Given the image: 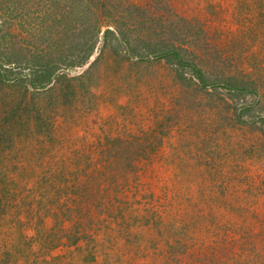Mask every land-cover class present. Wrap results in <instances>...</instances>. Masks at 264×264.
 <instances>
[{"label": "rangeland", "instance_id": "rangeland-1", "mask_svg": "<svg viewBox=\"0 0 264 264\" xmlns=\"http://www.w3.org/2000/svg\"><path fill=\"white\" fill-rule=\"evenodd\" d=\"M0 264H264V0H0Z\"/></svg>", "mask_w": 264, "mask_h": 264}, {"label": "trees", "instance_id": "trees-1", "mask_svg": "<svg viewBox=\"0 0 264 264\" xmlns=\"http://www.w3.org/2000/svg\"><path fill=\"white\" fill-rule=\"evenodd\" d=\"M113 24L115 25V23H113ZM103 26H104L103 24L98 23V22L96 23V25L93 24V27H92V34H91V38H94V40H92V41H93V44H94V42H95V38L97 37V35H98L100 29H101ZM115 26H116V25H115ZM104 33H105V35H107V34H109V33H113V31H112L110 28H106L105 31H104ZM93 44H92V45H93ZM92 45H91V46H92ZM91 46H90L88 52L91 50ZM89 55H90V53H89ZM194 72H195V74H196L197 76L200 77V75H199V73H198V70H197L196 68L194 69ZM201 81H202V79H201ZM202 85H205L204 82H202ZM228 88H232V87L229 86Z\"/></svg>", "mask_w": 264, "mask_h": 264}]
</instances>
